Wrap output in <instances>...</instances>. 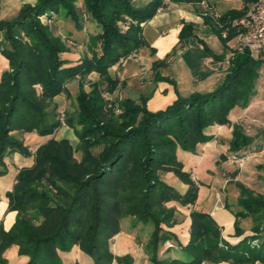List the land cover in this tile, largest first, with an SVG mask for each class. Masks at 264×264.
<instances>
[{
    "label": "trees",
    "instance_id": "16d2710c",
    "mask_svg": "<svg viewBox=\"0 0 264 264\" xmlns=\"http://www.w3.org/2000/svg\"><path fill=\"white\" fill-rule=\"evenodd\" d=\"M164 6V0L142 7L132 0H36L14 17L0 18V53L9 62L0 75V178L10 172L9 156L32 160L18 168L6 192L8 210L17 214L8 230L0 220V264H7L4 252L11 245L29 257L25 264H63L61 254L74 248L95 264H116L113 243L128 216L135 225H153L151 264H264V194L240 193L241 215L253 224L251 233L237 226L242 238L230 243L218 221L195 208L200 182L178 158L179 149L195 151L200 142L214 139L209 127L231 125L236 106H249L264 57L232 50L226 78L214 91L179 95L158 111L148 109L146 96L137 101L116 94L121 82L111 68L146 44L142 23ZM247 9L229 11L224 19L239 18ZM62 16L72 24L66 37L54 26L62 25ZM88 19L99 31L75 39ZM215 29L225 43L237 34L231 30L223 38ZM193 31V24H186L181 39ZM69 43L79 45V55ZM93 73L98 77L88 81ZM73 81L76 107L65 112V121L78 138L76 146L55 135L63 126L55 99L70 94ZM27 133L45 140L33 151L23 137ZM232 138V152L251 142L238 123ZM168 175L179 179L182 191ZM179 208L189 210L186 243L175 232ZM175 248L180 256L173 255ZM122 259L134 264L130 256Z\"/></svg>",
    "mask_w": 264,
    "mask_h": 264
},
{
    "label": "rangeland",
    "instance_id": "374dc122",
    "mask_svg": "<svg viewBox=\"0 0 264 264\" xmlns=\"http://www.w3.org/2000/svg\"><path fill=\"white\" fill-rule=\"evenodd\" d=\"M60 18L62 19V17ZM88 21L91 20L88 19ZM95 27L96 25L92 24L87 28L94 30ZM66 35L65 33V36H63L66 37ZM73 37L80 41L84 40L82 32L74 33ZM69 44L72 46V51L79 55L81 51L79 45L73 47L74 45ZM0 55L2 54L0 53ZM3 58L7 65L3 68V62H1L0 69L2 67V71L9 68L7 58L4 56ZM89 80L90 77H88ZM70 86L72 92L68 97L63 95L60 100L62 101L60 103L62 107L59 108V112L65 111L66 116L74 112L76 107L75 96L78 84L73 81ZM87 88L89 87L87 86ZM257 90V94L252 98L247 108L236 106L232 110L231 125H221L220 129L209 127L215 134L214 139L200 142L195 151L178 150V158L184 163L185 169L193 171V175L200 182L199 197L195 208L210 213L218 221L226 240L230 243H236L242 238L236 233L237 226L246 230V233H251L253 224L251 218L241 215L243 207L239 203L240 193L243 190H247L256 194H264V65L257 83ZM237 123L244 134L249 139L251 138V142L243 149L232 152L230 144L233 139V126ZM56 136L58 138H69L74 146L78 143L74 130L67 125L66 121L56 131ZM23 137L26 144L33 151L43 141V137L37 133L35 135L27 133ZM77 156H79V152H77ZM235 156L244 160L242 167L239 166L238 162L234 161L237 160ZM7 161L11 168L5 179L13 177L17 167L22 168L29 166L31 163L30 158H24L18 154L9 156ZM167 180L177 189H182L180 186L181 182L174 175H168ZM179 213L180 222L175 226V232L178 235V239L182 243H186L189 238V210L179 208ZM135 220L131 216L122 220L121 232L115 237L113 243L114 253L117 256L116 264H128V259L119 261V259L126 256H130L134 264H151L147 249L153 225L142 222L135 225ZM1 221L3 223L2 219ZM176 250L177 248H175L173 255L180 256V253ZM4 257L8 260L7 264H25L29 259L26 254L19 252L18 245L8 247L4 252ZM61 259L63 264H74L77 262L80 264H95L89 255L79 249L63 252Z\"/></svg>",
    "mask_w": 264,
    "mask_h": 264
},
{
    "label": "crops",
    "instance_id": "0c3cea01",
    "mask_svg": "<svg viewBox=\"0 0 264 264\" xmlns=\"http://www.w3.org/2000/svg\"><path fill=\"white\" fill-rule=\"evenodd\" d=\"M150 1L132 0V4L142 7ZM206 1L215 11L222 14L232 10L244 11L252 4H246L244 0ZM35 2L36 0H0V18H12L24 4ZM164 4L165 6L160 8L155 16L142 23V35L146 44L135 50L136 55L121 60L110 70L121 82L116 94H120L121 98H132L137 101L146 96L147 107L151 111L165 109L179 95L188 97L196 92L214 91L224 82L230 64V53L237 46L235 37L225 43L215 26L206 21L203 16L205 5L202 4V0H164ZM60 23L62 25L54 22L56 32L65 36V33L72 29V24L65 16H62ZM92 24L96 27L89 30L87 27ZM186 24H193L194 31L192 35L181 39V31ZM98 31V24L87 20L83 35ZM253 55L264 57V51ZM3 59V55H0V64L3 62L4 68L7 63ZM155 62L159 64L155 66ZM2 70L1 67L0 75ZM97 77V73L90 76L91 79ZM63 95L55 99L59 108L62 107L60 100ZM212 127L220 129L221 125ZM208 132L213 133L209 128ZM17 170L11 178L5 179V176L0 178V220H3L6 230L11 228L17 214L16 211H8L6 197V192L13 187ZM194 177L197 179L195 175Z\"/></svg>",
    "mask_w": 264,
    "mask_h": 264
},
{
    "label": "built area",
    "instance_id": "2783aa9c",
    "mask_svg": "<svg viewBox=\"0 0 264 264\" xmlns=\"http://www.w3.org/2000/svg\"><path fill=\"white\" fill-rule=\"evenodd\" d=\"M202 4L205 5L204 17H208L212 20L215 27L220 29L223 38L228 37V33L231 30L237 32L235 39L237 40V46L234 50L243 52L249 50L252 54L264 51V0H257L252 3L247 12L239 18L224 19V14L215 11L208 5L206 0H202ZM131 55H136L135 51ZM234 52L230 53L232 57ZM60 120L62 124H65V111L61 112ZM234 160L242 167L244 164L243 159Z\"/></svg>",
    "mask_w": 264,
    "mask_h": 264
}]
</instances>
